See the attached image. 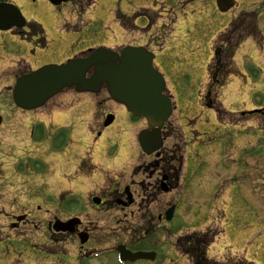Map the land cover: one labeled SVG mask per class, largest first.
<instances>
[{
    "label": "rangeland",
    "instance_id": "obj_1",
    "mask_svg": "<svg viewBox=\"0 0 264 264\" xmlns=\"http://www.w3.org/2000/svg\"><path fill=\"white\" fill-rule=\"evenodd\" d=\"M179 1L94 0L95 5L80 16L76 11L79 3L73 0L60 8L45 0L33 3L31 0H12L28 23L35 22L43 27L47 45L41 47L38 37L24 41L11 32H0V75L5 73L0 79V107L7 113L17 112L12 99L8 98L11 93L4 86L13 87L15 76L28 69L27 64L36 70L46 65H61L91 49L105 47L120 51L122 48L119 47L127 46L133 39L141 43L142 31L132 32L127 24L129 32L126 34L116 19L117 14L128 17L126 22L139 16V25H144L145 20L141 17L157 16L164 4L172 2L178 5ZM236 1L237 7L233 11L221 13L214 0H199L197 4L183 8L175 21L164 20L168 24L165 30L161 27L162 19L156 21L157 27L167 33L173 32L172 39L169 37L171 34L168 35L167 40H170L155 67L164 76L168 84L167 95L173 96L176 105V111L164 128L166 141L163 151L170 155L172 165L176 164L179 179L178 187L168 195L162 194L148 211L157 229L153 242L157 260L133 264H193L189 259L194 260L195 255L187 254L185 257L175 248L180 237L193 232H208L211 239L215 238L207 252L212 261L239 264L245 259L254 264H264V0ZM80 3L84 11L85 1ZM243 11L248 12V18H243L246 29L239 30L232 43L224 49V63L231 69L220 76L222 82L212 89L211 96L215 101L208 109L204 98L214 69V46L221 47L219 36ZM161 33L162 39L158 40L157 47L166 39L167 34ZM249 36L257 40V44L252 39L246 40ZM243 39L246 41L236 54L235 65L233 53L237 43ZM157 47L152 49L158 51ZM22 60L25 62H20ZM69 92L64 91L45 108L31 114L32 117L47 118V113L52 110H63L62 117L53 121V128L58 131L52 135L59 136L54 148L65 152L66 164H58V160H54L56 164L52 162L50 170L59 171L63 167L64 171L74 172L80 169L78 177L84 175L86 178L81 179L82 184L86 183L81 192L85 196H93L100 188L109 186L122 170L131 172L138 164L153 161L143 154L137 141L139 133L147 128L145 121L130 120L123 107L110 101L106 90L97 96ZM108 114L115 115L116 119L104 129L103 121ZM14 116V124L27 122L18 114ZM99 132L102 133L100 138ZM18 139L8 134L4 136L5 143H11L17 150L24 146L28 150L34 149L28 143L23 144L22 136ZM117 161L122 163L121 168H118ZM52 183L53 186L55 182ZM78 184L74 188L77 193L80 192L76 189L80 186ZM61 188L63 185L54 186L56 198L45 202L52 203L45 206L51 211L44 214V210L38 219L45 221L60 215L61 202H58L57 195ZM14 194L6 188L0 191V263L51 264L52 259L43 254L42 244L7 242L8 235H14V232L8 226L10 219L6 214L22 212L12 208L11 202L26 204L25 210L27 208L28 211L39 204L38 201L29 204L28 195L14 199ZM79 194L76 201L80 203ZM42 198H47V195L43 193ZM67 203L64 202L62 207L78 209L76 202L69 206ZM169 206L174 208L173 218L162 227V222H157V214H164ZM89 215L92 229L101 227L96 228L95 243L90 247L107 252L99 258H88L87 263L123 264L115 253L108 250H114L120 244L130 245L137 238L136 229L139 230L140 222L132 216L119 215L115 210L104 213L90 208ZM133 223H137L135 228ZM38 236L47 245L51 244L43 230ZM68 250L71 257L79 256L77 246L69 245ZM75 264H78L77 259Z\"/></svg>",
    "mask_w": 264,
    "mask_h": 264
},
{
    "label": "flooded vegetation",
    "instance_id": "obj_2",
    "mask_svg": "<svg viewBox=\"0 0 264 264\" xmlns=\"http://www.w3.org/2000/svg\"><path fill=\"white\" fill-rule=\"evenodd\" d=\"M45 1L47 2V0ZM68 1L72 2V0ZM77 1L80 3L81 0ZM198 1L199 0H180L178 5L172 2H170V4H164L162 12H160L159 15L156 16L153 14L151 16L148 15L141 17L145 20L144 25L137 24L139 16H136L137 19L134 18L132 21L128 20V22H126V18L128 17H121L120 24L124 30H127L126 25L128 24V26L130 25L129 27H131L132 32L142 31L140 34L143 35V41L141 43L137 42L136 39H133V41H131L127 46L145 47L146 49L152 51V48L157 47L158 40L162 39L159 33L162 32V35L167 34L166 39L168 37L169 33L164 31L166 28H168V24H166L164 20L173 19V21H175L179 18L178 15L181 13L183 8L195 3L197 4ZM6 2L13 3L12 0H0V3ZM123 19L125 20L124 23ZM161 19L163 23L160 25L161 27H165L164 30L161 27H157L158 25L156 21ZM32 23L33 22L28 23V26L23 29L15 28L9 32L15 36L22 37L24 41L25 39L31 40L33 37H38L40 40L42 35L39 37L38 32L32 30L29 27ZM158 28L159 30L157 31ZM38 29H42V31L44 30L42 26H40ZM142 37H139V39ZM155 39H157V43L155 42ZM39 40H37V42L41 46L42 41ZM45 47L46 46H44V48ZM158 47H161V49H159L163 51V45ZM224 49L225 46L222 45L215 51L214 69L210 74V83L204 98L207 105L212 106L214 102V98L211 96L212 89L222 82L220 76H223L229 71V68L224 63ZM155 54V61H157L158 53ZM30 67L29 69H25V71L30 70ZM14 114L24 117L27 122L24 124L12 123L13 118L15 119ZM1 115L0 191L1 189L3 190L5 188L10 190L12 193H15V197H13L14 199H19L20 196L28 195V203L32 205L37 201L39 202L35 208H31L29 211L27 208L25 210L26 204L16 205L14 200L11 202L12 208L16 207L22 212L18 215L6 214L8 219H10L8 226L11 228V231L14 232V235H8L7 242L20 243L28 241L31 243V245H35L36 242L38 244H42L41 247L43 248V254L46 253L48 258L52 259L51 264H75V259H77L78 264H89L87 263V258L88 255H90V251L92 249L90 246L95 243L94 232L96 231V228H101L100 226H97L92 229L91 225L93 223L89 219V214L90 208H93V210H100L104 213L115 210L119 215L121 213L125 217L132 216L131 218H136L137 221L140 222L138 225L139 230L136 229L137 238L133 240L131 239V244H126V246L134 252L140 250H134V248L140 247L145 248L140 251L147 253L156 252L153 242L156 238L155 234L157 229L154 227V220L151 218V215L148 211L150 210L151 206L155 205V202L157 203L158 198L162 194H165L161 190L167 186L170 189L169 193H171L178 187L179 174L176 166L172 165L169 154L161 151L158 156L149 157L153 158V161L150 163H140L133 167L131 172L122 170L121 173L116 175L115 180L112 181L109 186L104 187V189L100 188L98 192L95 193L96 195L92 196L88 194V196H85V194L81 192V188L85 189L86 187V183L84 182L82 184L81 182V179L84 177V175H80V177H78L79 173L81 172L80 169L75 170L74 172L64 171L63 167L62 170L59 171L49 169V165L52 164V162L53 164L55 163L54 160H58L57 162L59 164H66L64 162L65 152L61 150H55L54 147L58 142V138H54L52 135L58 131L55 130L53 132V121L62 117L63 114H61V112L58 113L51 111L49 114L47 113V118L32 117L30 113L23 111H18L17 113H8L7 116H4L3 114ZM6 134L17 140H19L18 138L22 136V139H24V141H22L23 144L28 143L29 146H33L34 149L28 150L25 148L26 146H24L23 148L17 150L15 147H12L11 143H5L4 136H6ZM98 135L100 138L101 133L99 132ZM84 161L82 163H84ZM116 164L119 168L120 164L122 163L117 161ZM81 165L82 164H80L79 168ZM94 167L95 166L93 164L92 168ZM89 168H86V170ZM85 175L87 178L90 177L87 174ZM77 179L80 180L79 184ZM84 179L86 178L84 177ZM52 182H55L53 186ZM75 184L80 185L76 189H80L79 191L82 194L80 196L81 202L79 203L78 201H75L77 203L78 209L74 211L65 209L64 206L62 207V205H64V202H68L67 206L72 203L74 204V200L70 198L72 195L71 193L76 187ZM62 185L63 188L60 189L61 192L57 195L58 202H61V204L57 203L60 204V209H62L58 210L60 215L56 214L52 218L45 219V221L38 219V217L43 214L42 212L44 210V214L50 213L51 210L45 206H51L52 203L45 202L53 201L56 198V193L53 191L55 190L54 186ZM43 193L44 195H47V198H42ZM94 199L99 201V203L95 204ZM43 207L45 208L43 209ZM157 215V222H162V227H164L166 222L165 213H158ZM72 219L79 220L78 225H76L74 228L75 233L63 232L61 231L62 228L59 227L57 228H59L60 231H56L58 221L67 223ZM135 224L137 223H133V227ZM59 226L61 227V224H59ZM40 230L44 231L46 234V239L51 243L50 245H47V242L43 241L40 236H38ZM81 233L86 235V243L84 244H81ZM150 240L152 242H150ZM69 245L77 246V252L79 256L71 257V252L68 250ZM47 263H49V260Z\"/></svg>",
    "mask_w": 264,
    "mask_h": 264
},
{
    "label": "water",
    "instance_id": "obj_3",
    "mask_svg": "<svg viewBox=\"0 0 264 264\" xmlns=\"http://www.w3.org/2000/svg\"><path fill=\"white\" fill-rule=\"evenodd\" d=\"M51 1L58 5L64 0ZM217 4L222 13H228L235 6V0H217ZM17 13L0 6V30L18 23L21 19ZM13 19L15 23L9 25ZM153 60L154 55L143 48L128 47L120 54L101 48L86 58L73 59L61 66H46L19 79L14 89V101L24 110H34L65 88H74L79 93H100L106 87L113 101L124 105L134 116L147 120L148 129L140 133L138 141L142 151L151 155L162 148V128L173 113L171 100L163 95L164 79L154 69ZM90 71L93 75L87 78ZM113 121L114 117L109 116L105 126ZM76 224L77 220L70 221L63 231L73 233ZM119 252L123 261L130 262L156 257L155 254H131L124 247H120Z\"/></svg>",
    "mask_w": 264,
    "mask_h": 264
},
{
    "label": "trees",
    "instance_id": "obj_4",
    "mask_svg": "<svg viewBox=\"0 0 264 264\" xmlns=\"http://www.w3.org/2000/svg\"><path fill=\"white\" fill-rule=\"evenodd\" d=\"M237 22L238 21H236L233 24L231 32L235 31L239 27ZM232 33H234V32H232ZM211 240H212L211 236L208 233L207 234L195 233V234L187 236L181 240H178L179 241L178 247L181 249L180 251H183V253H185L186 255L187 254L188 255L189 254L195 255V259L192 260V261H194L195 264H219L215 261H210L206 258L205 247L209 244V242ZM238 263L239 264H250L246 261H239Z\"/></svg>",
    "mask_w": 264,
    "mask_h": 264
}]
</instances>
